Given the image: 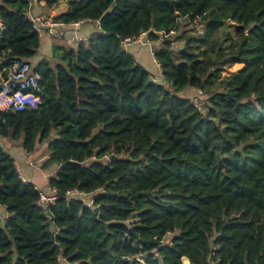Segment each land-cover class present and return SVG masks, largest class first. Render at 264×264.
I'll use <instances>...</instances> for the list:
<instances>
[{
  "label": "trees",
  "instance_id": "1",
  "mask_svg": "<svg viewBox=\"0 0 264 264\" xmlns=\"http://www.w3.org/2000/svg\"><path fill=\"white\" fill-rule=\"evenodd\" d=\"M42 1L99 31L33 64L29 0H0V61L41 79L36 110L0 115V141L46 146L57 196L41 206L0 143V264H264V0ZM184 19L204 34L174 49ZM142 32L166 36L160 82L121 45Z\"/></svg>",
  "mask_w": 264,
  "mask_h": 264
},
{
  "label": "built area",
  "instance_id": "2",
  "mask_svg": "<svg viewBox=\"0 0 264 264\" xmlns=\"http://www.w3.org/2000/svg\"><path fill=\"white\" fill-rule=\"evenodd\" d=\"M29 21L32 23L33 29L37 32L40 39L47 36L50 38L57 37V28L65 26L75 28L78 27V25L81 23L74 22L67 25L52 19H40L34 18L32 16H29ZM196 23L199 24L198 21L194 22V24ZM202 31L203 26H200L199 33L203 34ZM159 36L162 37L163 33H159ZM82 41L84 40L81 38H74V40L72 41V45L76 46ZM149 43L150 41L148 39V33L142 32L137 37L124 39L121 45L123 49H125L130 45H147ZM151 55H154V51L151 52ZM0 65V115L11 112L20 113L26 110H36L41 102L39 88V83L41 79L39 73L36 72V70L34 69V66H32V64L28 61H22L15 58L9 59L7 64H4V61H0ZM194 103L197 104V100H194ZM17 172L20 175L18 170ZM55 172L56 170H53L52 173L48 175V178L54 176ZM20 178L22 179L24 184L28 183L21 176ZM66 195L68 197H80L81 201L86 205V207H94V200L92 199L93 194L92 196H88L84 193L74 190L68 191ZM56 199L57 196L55 195L54 190H51L50 195H47L44 193V191L39 190V204L41 206H50L54 203ZM170 236L171 233H167L166 237ZM182 264L190 263L188 259L182 258Z\"/></svg>",
  "mask_w": 264,
  "mask_h": 264
},
{
  "label": "crops",
  "instance_id": "3",
  "mask_svg": "<svg viewBox=\"0 0 264 264\" xmlns=\"http://www.w3.org/2000/svg\"><path fill=\"white\" fill-rule=\"evenodd\" d=\"M29 4H30V6H29L28 15L32 16L34 18H40V19H44V18L52 19L53 17H56L57 15H60L67 10V5L65 3L58 5V7L54 8L51 11H46V9H44V2L42 0H29ZM97 31H99V22H82L78 25V27H75V28L69 27V26L57 28L56 29V33L58 34L57 37L50 38L47 36V37L41 38L40 49L38 52L39 55L36 57V62H39L40 60H42L44 58L50 59L51 53H52V47L55 45L66 48V43L65 44H62V43L53 44L52 40L64 41V39H65L64 42H67V44L69 43L70 45H72V41L74 40V38H81L83 40H87L90 35H92L94 32H97ZM163 37H166V36L163 35ZM49 39H51V40H49ZM148 39L150 41L149 44H147V45L136 44L134 46L130 45L131 47L129 46V47L125 48V51L127 53H129L130 55H132L135 62L138 65L142 66L148 72H149V70L146 69L144 65H145V60H148V55H149L151 60H152V64L155 65V69H156V73H157V76L156 77L151 76V79L153 81H159L160 82V81H162L161 80L160 67L157 64V62L155 61L154 57L151 55L152 51L157 50L160 47V43H159V40L158 41L150 40L149 36H148ZM43 40H45V41H43ZM42 41H43V43H42ZM74 47L75 46L72 45L71 48H74ZM190 92L191 91H189V92L186 91L185 93L190 94ZM0 143H1V141H0ZM15 148L20 149L23 153V156L19 155L18 159H16L11 153L9 155L14 160L15 167L19 171L20 176L25 181H27L28 183H32V184L37 183L36 185L33 184L36 187V189H38L40 191H44L45 194L50 195L51 189H49V187H48V175L50 173H52L53 170H51V171L49 170L48 173H46L45 175L38 174L37 171H33L32 166H31L32 163H34L37 160L30 161V159H28L25 156L26 154L22 150L19 143L16 144V143L8 140L6 148H5L6 151L8 152V151H11ZM42 158L43 157L40 158L41 161L43 159H46L47 156H45L43 159ZM41 161L39 163H41ZM40 177H43V180L40 179ZM6 215L7 214L5 212V209L0 206V218L1 219L5 218Z\"/></svg>",
  "mask_w": 264,
  "mask_h": 264
},
{
  "label": "rangeland",
  "instance_id": "4",
  "mask_svg": "<svg viewBox=\"0 0 264 264\" xmlns=\"http://www.w3.org/2000/svg\"><path fill=\"white\" fill-rule=\"evenodd\" d=\"M200 26L202 27L203 25L202 24H194V23H192V22H189V21H187L186 19H184V20H181V21H179L178 22V25H177V29L174 31V33L173 34H168L167 36H168V38L169 39H171V40H173L174 41V43L172 44V47L174 48V49H177V48H182L183 46H184V44H185V41H186V39L187 38H189V37H198V38H201L202 36H203V34H204V31H202L203 32V34L202 33H199V28H200ZM204 27V26H203ZM200 34V35H199ZM164 35V34H163ZM164 39L166 38V37H163ZM49 40H51V39H49ZM43 41H45V40H43ZM43 41H42V43H43ZM64 41H65V39H64ZM64 41H61V40H59V41H57V40H52V43L53 44H57V43H62V44H65L66 43V47L67 48H71L72 47V45H70L69 43L67 44V42H64ZM162 41H160L159 40V43H161ZM132 46H134V45H132ZM131 47V46H130ZM159 47V46H158ZM36 61H35V59L33 60V64L35 63ZM140 66V65H139ZM145 68L146 69H148L149 70V72L148 71H146L142 66H140V67H142V69H144L148 74H149V76L151 77V76H153V77H156L157 76V73H156V69H155V65L154 64H152V60H151V58H150V56L148 55V60H145ZM242 68V65H239V64H236V65H233L232 67H230V68H228V69H226V70H223L222 72H221V78H225V77H229V76H231L233 73H235V72H237L238 70H240ZM153 82H155V81H153ZM192 93V92H191ZM194 93H201L200 92V90H195L194 91ZM194 100H196V99H194ZM194 102V101H193ZM205 102V101H204ZM195 103H196V101H195ZM202 104H203V102H202ZM203 106V105H202ZM7 141H8V139H3L2 141H1V147H3V149L4 150H6L5 148H6V145H7ZM16 144H18V143H16ZM20 151V152H19ZM12 154L16 159H18V156L19 155H22L23 156V153H22V151L20 150V149H17V148H15V149H13V150H11V151H8V154ZM28 159H30V161H32V160H37V161H35L34 163H32V169H33V171H37L38 172V174H43V175H45L46 173H48V170H42L41 169V167L39 166L41 163H39L40 161H41V157H45V156H48V150H47V148H46V146H44V145H39L37 148H36V150H34V152H32L31 154H26L25 155ZM36 158V159H35ZM42 158V159H43ZM39 164V165H38ZM40 179H42L43 180V177H40ZM33 184H37V183H33ZM2 222V221H1ZM60 264H64V260L63 259H60Z\"/></svg>",
  "mask_w": 264,
  "mask_h": 264
},
{
  "label": "clouds",
  "instance_id": "5",
  "mask_svg": "<svg viewBox=\"0 0 264 264\" xmlns=\"http://www.w3.org/2000/svg\"><path fill=\"white\" fill-rule=\"evenodd\" d=\"M170 34H173V33H170ZM164 36H165V35H164ZM162 37H163V36H162ZM162 37H160V40H161V41H162V39H161ZM124 50H125V49H124Z\"/></svg>",
  "mask_w": 264,
  "mask_h": 264
}]
</instances>
